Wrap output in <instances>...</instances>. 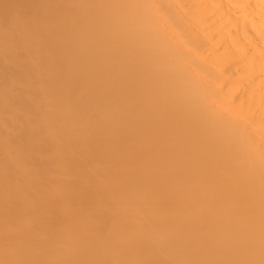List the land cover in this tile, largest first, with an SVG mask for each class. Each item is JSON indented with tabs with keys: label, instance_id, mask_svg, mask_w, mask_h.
Returning a JSON list of instances; mask_svg holds the SVG:
<instances>
[{
	"label": "bare ground",
	"instance_id": "6f19581e",
	"mask_svg": "<svg viewBox=\"0 0 264 264\" xmlns=\"http://www.w3.org/2000/svg\"><path fill=\"white\" fill-rule=\"evenodd\" d=\"M0 264H264V0H0Z\"/></svg>",
	"mask_w": 264,
	"mask_h": 264
}]
</instances>
